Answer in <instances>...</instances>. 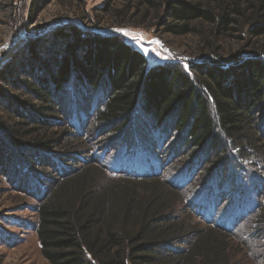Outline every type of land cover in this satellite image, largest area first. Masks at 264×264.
Segmentation results:
<instances>
[{
	"label": "trees",
	"instance_id": "1",
	"mask_svg": "<svg viewBox=\"0 0 264 264\" xmlns=\"http://www.w3.org/2000/svg\"><path fill=\"white\" fill-rule=\"evenodd\" d=\"M50 1L32 0L31 16ZM142 4L165 31L201 34L210 51L187 62L188 68L180 62L149 67L121 36L74 24L28 37L0 69V184L8 180L36 197V233L49 264H239L238 244L228 243L230 230L217 225L204 233L172 218L180 186L158 175L117 177L97 158L83 157L105 131L111 143L101 150L125 141L141 146L145 130L165 142L176 135L175 153L184 144L198 156L191 171L213 153L226 156L208 185L219 190V201L229 196L225 183L233 185L241 173L233 172L236 160L264 162V46L226 55L215 43L235 33L264 37V0ZM12 87L23 96L10 95ZM244 177L253 180L250 171ZM258 180L262 190L252 191L261 197L264 175ZM258 208L264 226V208ZM185 239L191 240L187 250L175 247Z\"/></svg>",
	"mask_w": 264,
	"mask_h": 264
},
{
	"label": "rangeland",
	"instance_id": "2",
	"mask_svg": "<svg viewBox=\"0 0 264 264\" xmlns=\"http://www.w3.org/2000/svg\"><path fill=\"white\" fill-rule=\"evenodd\" d=\"M142 1L51 0L40 12L31 16L32 0H0V69L25 44L28 37L40 36L66 24L104 35L121 36L146 57L149 67L180 62L188 68L187 62L200 60L202 51H210L211 47L204 49L206 41L201 34L175 36L165 31L161 20H157L153 11L148 10ZM201 26L204 32H209L208 24ZM215 45L226 55L235 50L253 52L264 46V37L249 40L242 33H235L216 40ZM8 93L23 96L15 87L10 88ZM105 132L104 138L100 137L95 142L90 155L83 157L84 161L97 158L102 167L105 166L117 177L128 175L143 180L158 175L176 187L180 186L179 198L176 197L180 203L172 212V218L186 219L185 223L191 224V230L195 228L204 233L214 230L217 225L227 228L230 230L228 234L232 235L228 243L239 246L236 258L239 264H264V232L261 233L264 226L258 221L261 213L258 205L264 208V196L259 197L252 191L257 186L262 190L263 185L258 179L264 175V162L259 158L248 157L246 160H236L238 170L234 171L235 167L233 172L241 173H237L233 185L230 181L225 183L230 194L219 201V190L215 185H208V181L216 170L217 161L226 160L225 155L213 153L208 159H202L204 164H200L199 169L195 167L191 171L198 156H192L190 148H184V144L180 155L175 153L178 143L176 135L165 142L161 136L159 140L158 136L153 137L145 130L147 138L141 146L125 141L111 150H101L104 145L111 143L105 139L108 131ZM137 133L133 137L135 141L140 139L139 135L136 137ZM94 134L90 132L91 136ZM261 136L264 138V131ZM163 159L169 163L161 164ZM185 168L186 171L181 170ZM247 171L248 174H245ZM249 171L253 178L251 183L244 177L249 175ZM46 186L51 187L50 184ZM0 187L4 188L0 195V264H49L41 252L36 233V197L18 191L8 180L2 181ZM192 202L195 206L191 205ZM185 236L191 240L193 238L189 232ZM187 242L188 239H185L175 247L185 251L189 247Z\"/></svg>",
	"mask_w": 264,
	"mask_h": 264
}]
</instances>
